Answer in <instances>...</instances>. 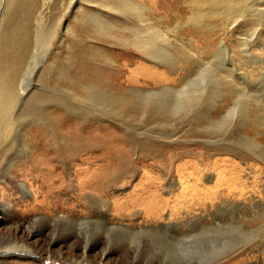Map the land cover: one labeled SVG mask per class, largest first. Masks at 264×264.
Instances as JSON below:
<instances>
[{
    "label": "rangeland",
    "instance_id": "obj_1",
    "mask_svg": "<svg viewBox=\"0 0 264 264\" xmlns=\"http://www.w3.org/2000/svg\"><path fill=\"white\" fill-rule=\"evenodd\" d=\"M105 1L37 0L31 94L0 154V264H264V0H131L169 37L147 49L114 11L128 0ZM15 2L0 4V67L27 30ZM207 63L238 77H196ZM189 76L198 91L168 119L161 94L131 96Z\"/></svg>",
    "mask_w": 264,
    "mask_h": 264
},
{
    "label": "bare ground",
    "instance_id": "obj_2",
    "mask_svg": "<svg viewBox=\"0 0 264 264\" xmlns=\"http://www.w3.org/2000/svg\"><path fill=\"white\" fill-rule=\"evenodd\" d=\"M0 0V4H1ZM26 0H16L14 4V10L19 11L22 6H25L28 11V17L25 20L24 24L27 26V30L25 34L23 35V39L19 43H13V39L10 37L12 36L11 34L9 35V42L12 43L13 50L7 54V58L5 60V65L3 67H0V154H6L5 153V148L8 146H11L13 144V141L16 140V137L13 136L14 128L13 125L11 124V112L13 109L16 107L19 102V100L23 97V101H27L26 97L30 95V89L27 88L29 85V75L33 67H31V62L30 58L32 56V53H30L32 44L30 43V25L31 21L34 19L35 15L37 14L38 10L36 8L37 0H32L33 3L30 5L28 8V1L25 2ZM106 4H108V1H105ZM128 5H117L116 9L114 11L123 13L124 10H130L133 15L136 16L137 20L139 21L140 25L139 26H133L134 34L137 37V42L139 43L141 47H144L147 49L149 44L154 43L157 40H167L169 41V37L160 31L159 29L155 28L149 21V18L146 14V7H142L140 4L133 2L131 0H128L126 3ZM114 8V7H113ZM16 16V12L12 15V17L7 20V22H11ZM6 29H9L7 26L5 27ZM8 35H4V37H7ZM225 46H221L219 49V52L214 54L216 57L218 55H221V53L225 50L223 49ZM77 63H80V61L77 59ZM11 64L13 65L10 69ZM78 65V64H77ZM223 65V64H222ZM54 67V66H53ZM212 67H214L212 65ZM222 68V67H221ZM54 69L59 72H57L58 75H62L66 71H72L74 74L80 73L81 69L78 68V66L74 64H70V62H57V66L54 67ZM226 69V68H225ZM215 70V69H214ZM215 72V71H214ZM223 72V71H222ZM208 73L211 76L219 77V78H227V77H232V79H237L238 75L236 73L233 74V76L229 74H224L223 77L220 75H216L212 72L211 65L204 64L202 69L195 74L196 77H204V74ZM218 73L222 74L221 72L218 71ZM60 75V76H61ZM89 76L91 75V72L88 74ZM62 77V76H61ZM69 76L66 77V79L63 77V79L66 81ZM243 77V76H242ZM197 78V79H198ZM231 79V80H232ZM195 80V77H186L184 83L180 87H162L159 89H149V90H135V92L131 93L132 98L137 99L144 102L147 105V99L151 96L161 94L160 95V101H163L162 104V109L166 115L165 118H169V114L173 105L176 106L177 104L179 105L180 103L183 104L186 100L192 99L194 97V93L197 92L198 90L196 88L190 89L188 88L189 82H193ZM235 83H238L237 80H235ZM192 87V86H190ZM196 87V86H195ZM101 89V88H100ZM108 90V89H107ZM93 92V93H92ZM92 96L91 97H96L98 95L102 96L104 94L109 95V97H114L116 100L118 95L113 92V91H102L101 90H93ZM30 93V94H29ZM40 96V95H39ZM165 96L166 98H163ZM122 100H127V98H124ZM233 110V109H232ZM51 117L57 122L60 121V119H65L68 118V116L65 114L63 110L57 109L54 110L51 113ZM219 122V121H218ZM222 122V121H221ZM42 129L40 130H35L33 133H39V135L42 134ZM44 132V131H43ZM72 131L69 130L66 132L67 134H71ZM32 138H35V134H32ZM38 137V135L36 136ZM10 140L9 142H7ZM30 140H32L30 138ZM50 140H48L49 143ZM76 138H72V135L70 137H66L65 141V150L67 152L65 153H70L73 149L76 148ZM41 147H44L46 145V142L39 141ZM61 144V143H60ZM62 145V144H61ZM145 146H149L146 142H144ZM24 142L23 139L20 141V152L23 150L22 153H26L25 151L28 150L27 146L24 147ZM51 146H56V142L54 141ZM64 154V153H63ZM18 155V153H17ZM24 186V185H23ZM26 190L28 188L24 186ZM235 205V204H234ZM231 206V205H230ZM8 207L10 208V205L6 206L3 208V210H7ZM4 210V211H5ZM241 211V210H240ZM229 214L233 213L228 211ZM225 212V213H228ZM212 213V212H211ZM224 213V214H225ZM221 214V213H220ZM243 219V217H240ZM189 236V235H188ZM185 237V236H184ZM180 238V237H179ZM188 239V238H187ZM179 242V239H178ZM177 242V243H178ZM191 243L190 242H180V245H185ZM228 245V244H227ZM182 251V250H181ZM225 251V250H224ZM215 254L216 251L214 250ZM223 252V251H222ZM182 254V253H181ZM187 255V254H186ZM217 255V254H216ZM184 257V254H183ZM179 258H181L179 256ZM15 264H21V263H15Z\"/></svg>",
    "mask_w": 264,
    "mask_h": 264
}]
</instances>
